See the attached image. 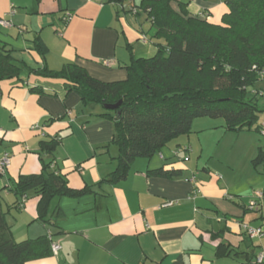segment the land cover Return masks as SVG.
<instances>
[{"label":"crops","instance_id":"0c3cea01","mask_svg":"<svg viewBox=\"0 0 264 264\" xmlns=\"http://www.w3.org/2000/svg\"><path fill=\"white\" fill-rule=\"evenodd\" d=\"M181 1L215 23L229 10L228 0ZM139 4L0 0V44L33 68L61 70L75 63L96 79L123 80L132 57H149V44L157 49ZM37 35L49 47L45 58L36 50ZM256 87L264 90V78ZM104 112L100 105H84L62 78L31 74L2 82L0 157L8 153L10 163L0 187L7 222L17 241L50 234L61 245L58 254L24 264H255L264 250V197L258 208L248 206L264 190V162L253 164L264 150V135L230 131L224 119L196 118L190 134L162 155L138 158L127 178L114 184L105 179L117 165L118 148L111 144L114 123ZM56 137L53 169L72 188L92 190L55 200L52 207L58 205L62 214L53 225L37 219L39 196L30 195L18 207L12 187L20 175L41 172V154L50 156L40 154V143ZM179 146L189 150L177 155ZM159 168L182 172L150 174ZM192 178L199 185L195 194ZM12 209L20 214L11 218ZM247 226L261 228L262 235L250 237Z\"/></svg>","mask_w":264,"mask_h":264},{"label":"trees","instance_id":"16d2710c","mask_svg":"<svg viewBox=\"0 0 264 264\" xmlns=\"http://www.w3.org/2000/svg\"><path fill=\"white\" fill-rule=\"evenodd\" d=\"M227 4L229 10L215 23L205 15L192 14L186 1L141 0L137 6L150 21L148 34L156 40L157 52L132 57L123 80L96 79L75 63L61 70L33 68L12 48L0 44V91L3 81L37 74L65 79L67 89L77 92L84 105L102 106V116L114 123L111 144L118 148L117 165L105 179L114 184L127 178L138 158L151 159L190 134L196 118H223L230 131L260 133L264 90L256 86L264 78V0H228ZM33 41L45 58L48 45L40 35ZM119 102L115 109L106 107ZM58 145L57 137L41 141L40 154L50 156L41 154V172L20 175L12 187L18 207H23L30 193L39 196L37 219L53 225L62 214L58 205L52 207L55 200L92 190L90 186L72 188L66 175L53 169ZM187 150L188 146H179L176 154ZM263 162L264 150L260 149L253 164L257 167ZM149 172L170 177L182 170ZM4 190L0 187V264H24L51 255L50 234L14 239L2 205Z\"/></svg>","mask_w":264,"mask_h":264},{"label":"built area","instance_id":"2783aa9c","mask_svg":"<svg viewBox=\"0 0 264 264\" xmlns=\"http://www.w3.org/2000/svg\"><path fill=\"white\" fill-rule=\"evenodd\" d=\"M5 25H8L10 23V21L3 19L2 21ZM264 135V121H263V128L261 129V132ZM182 149H179V151H181ZM10 163V155L8 153H5L2 157H0V172H3L9 165ZM191 181H193L195 183V190H194V194L195 192L198 191L199 185L197 184V181L195 180V178H192ZM256 199L252 200L248 206V208L250 209H255L258 208L260 206V202L262 200V198L264 197V192L263 191H257L256 192ZM172 202L167 203L166 205H171ZM247 233L250 237H256V236H261L263 233V230L261 228H253L250 226H247ZM61 249V245L59 243H52V252L54 254H58L59 250ZM255 264H264V250L261 251L260 253L257 254L256 258H255Z\"/></svg>","mask_w":264,"mask_h":264},{"label":"rangeland","instance_id":"374dc122","mask_svg":"<svg viewBox=\"0 0 264 264\" xmlns=\"http://www.w3.org/2000/svg\"><path fill=\"white\" fill-rule=\"evenodd\" d=\"M140 1L141 0H135V2H136V4H139L140 3ZM148 26V25H147ZM150 45V47H152V48H150V52L149 53H146V55H144V56H152V54H154L153 52L154 51H156L157 49L155 48V46H153V44H149ZM216 119H223V118H216ZM261 140L262 141H264V136H262L261 137ZM157 156V154L155 155V157ZM30 195L32 196V195H34V193L32 192V193H30ZM6 201H8L7 199H6ZM5 202V201H4ZM3 202V203H4ZM9 202V201H8ZM4 206H5V203H4ZM7 210V209H6ZM20 214V211H18L17 209H12V214L10 215V217L11 218H14V216H18ZM14 220V219H13Z\"/></svg>","mask_w":264,"mask_h":264},{"label":"water","instance_id":"95a60500","mask_svg":"<svg viewBox=\"0 0 264 264\" xmlns=\"http://www.w3.org/2000/svg\"><path fill=\"white\" fill-rule=\"evenodd\" d=\"M120 102L119 103H116V104H112V105H107L106 107L109 108V109H115L119 106Z\"/></svg>","mask_w":264,"mask_h":264}]
</instances>
